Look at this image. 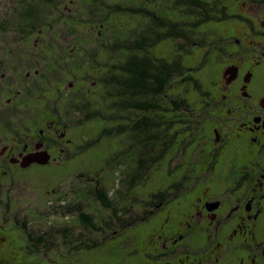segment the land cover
<instances>
[{"label": "flooded vegetation", "instance_id": "flooded-vegetation-1", "mask_svg": "<svg viewBox=\"0 0 264 264\" xmlns=\"http://www.w3.org/2000/svg\"><path fill=\"white\" fill-rule=\"evenodd\" d=\"M88 1L0 0V174L13 179L16 170L61 167L82 153L84 144L72 136L71 122L100 101L107 69L114 70L112 102L130 101L116 82L134 51L117 48L113 21L80 15L85 16L81 2ZM232 1L228 17L210 22L217 27L211 25L204 41L193 43L201 58L188 68L194 70L199 98L190 104L189 118L179 123L173 99L174 108H168L177 109L175 132L163 128L156 136L154 157L162 159L151 169L188 149L192 165L168 166L167 188L155 192L136 215L130 212L125 232L144 228L146 246L144 258L133 264H264V0ZM142 2L147 35L152 17L161 23L167 12H176L171 6L166 11L164 0ZM165 32L159 27L147 51L155 57L158 48H171L170 61H179L181 40H158ZM111 58L110 65L103 64ZM179 84L174 88L180 97ZM161 111L157 118L163 124ZM128 117L132 126L147 121L145 113L137 122L134 111ZM112 138L125 146L134 167L148 165V133L130 129ZM121 235L122 240L117 234L104 239L121 243L127 237ZM128 237L133 244L141 238L132 232Z\"/></svg>", "mask_w": 264, "mask_h": 264}, {"label": "rangeland", "instance_id": "rangeland-1", "mask_svg": "<svg viewBox=\"0 0 264 264\" xmlns=\"http://www.w3.org/2000/svg\"><path fill=\"white\" fill-rule=\"evenodd\" d=\"M102 1H105L104 7L99 1L89 0L86 4L81 2L85 16L82 13L80 15L88 17L89 14L93 15L94 8L101 7L103 12L109 14L108 10L111 6L124 0ZM228 5H232L230 8L234 9L232 0L228 1ZM167 9L166 7L165 10ZM168 16L176 18L174 13H169ZM94 18L96 22L101 23L113 21L112 26L115 27L113 31L117 36L125 32L127 27L137 25L136 20L118 14L108 18L100 15ZM144 22L140 24L142 27L147 23L145 20ZM211 25L217 27L210 23L204 25L199 32L210 30ZM97 30L98 28L95 27L93 32ZM142 30L144 28L139 30L133 39ZM204 33L205 35L194 36L188 44V51H193L189 54L192 55L182 53L185 67L196 64V59L200 57L201 50L193 43L195 40L204 41L207 36L206 32ZM82 41H86V38ZM155 52L157 54L154 53V56L157 58L165 54L163 56L170 60L169 56H172L171 48L160 47ZM175 57L173 55L172 60ZM111 60L112 58L102 62L104 65L106 62L110 65ZM56 67L57 64L54 62L51 69L55 70ZM204 75L205 73H201V79ZM178 82L174 80L168 86L171 96L174 97H165L168 103H164L161 99L162 106L167 107L170 101L180 98L179 94H175L174 89ZM207 82L208 80L205 79L203 85L206 86ZM191 93L188 96L189 104H193L199 98L194 90ZM182 113H185L184 119H186L189 118L191 111L185 110ZM82 117L77 116L72 120V125L76 127L72 136L85 147L87 142L98 138L100 130L97 127H102L105 123L93 121L82 124L80 123ZM181 129H184V126ZM171 131L173 134L174 128ZM113 140L116 139L102 138L97 144L84 149L74 160L61 167L16 170L13 179L0 174V264H133L144 258L146 247L142 239L144 228L139 227V230L130 228L125 232L127 226L124 225L131 211L136 215L139 209L144 208L149 200L153 199L152 195L155 192L167 188L168 166L172 168L185 163L187 166L192 165L187 157L190 150L188 149L186 155H181L170 162L166 160L161 166L153 167L131 188L129 176L136 173L137 169L127 161L128 152L125 146H119L117 141L113 142ZM116 152L119 157H116ZM153 156H157L156 153ZM169 158L168 155L167 159ZM99 188L109 194L114 207L122 213L119 219L115 216L116 212L107 209L98 199L96 189ZM81 212L93 216L96 231L92 227L89 229L81 220ZM101 229L105 231L103 235ZM131 232L141 236L134 244L128 237V233ZM115 234L118 236L117 240H122L121 234L124 236L126 234L127 237L121 243L115 239L102 241L104 236L113 237ZM41 236L45 237L46 244H39L33 239ZM96 243L98 244L95 248L87 249V246H94ZM34 245H38L36 250L33 249ZM79 245L82 247L78 248Z\"/></svg>", "mask_w": 264, "mask_h": 264}, {"label": "trees", "instance_id": "trees-1", "mask_svg": "<svg viewBox=\"0 0 264 264\" xmlns=\"http://www.w3.org/2000/svg\"><path fill=\"white\" fill-rule=\"evenodd\" d=\"M92 1L102 2L104 7L105 1ZM228 1L229 0H164V4H167V8L171 6V11H176L171 13L176 14L178 19L169 17V12L166 13V18L161 23L156 20V17H152L154 18L153 25L150 27V30L148 29L151 33L150 35H147L148 31L146 32V25H143V27L140 25L143 24L146 16L142 0H137L136 3L130 6L128 1L124 0L119 4L111 6L108 10L109 14L102 11L103 7L94 8L92 10L93 15L89 14V16L86 17V19H92L95 21L96 18L94 17L98 15L108 18L111 15L114 16L118 14L130 17L131 20H136L137 22L136 26L127 27L125 32L118 34L117 36L118 49H132L134 51L132 62H130L128 58L121 64V67L118 70V80L116 82L119 87L120 94H123L124 97L126 95L130 97V101H123L120 103L112 102V96L114 95L112 87L114 82L110 79V75H112L114 70L107 69L104 76H107V78L102 82V98L99 99V102L87 105L86 108L84 107L82 110L83 113L86 111V114H84L80 120V123L82 124L93 121L105 123L104 126L99 128L97 127V129L100 130V132L98 131V138L87 142L84 149L94 146L104 137L112 138L113 136L125 135L127 130L130 129L148 133L149 153L151 157L147 166H141L138 168L135 167L137 172L129 176L130 179L128 181L130 182L131 188H133L134 184L138 180L143 178L144 174H147L148 171L151 170L149 166L159 163V160L162 159V156L157 158L152 155L156 153V151H154L156 150L154 145L158 143V138H156V136L163 128L166 132H168L169 130L175 128L178 123V121H175L178 118L177 113L176 118L174 119V112H177V109L171 110L168 108H174L173 104L170 103L167 107L163 106L162 111L160 108L161 99L164 103H168L165 97H174L171 96L168 90V86L172 80H180L179 87L181 89V95L179 99L175 100L179 104L178 113L182 119L179 123H184L183 117L185 113L182 112L185 110L186 112L191 111L188 96L191 95V91L195 90V85L193 83H195L194 78H196V76L194 75L193 69L184 66L182 62V53L188 54V44L191 43L194 36L196 37L197 35L203 34L199 31L204 25L212 21L223 20L228 17ZM99 11L102 13L98 14L97 12ZM151 15L153 16L152 12ZM159 27H163L166 34L160 36L158 40L166 39L171 36L181 40L179 61H170L166 59V57L155 58L150 55L149 51H147V46L154 45L152 41L153 34H157ZM142 28H144V30H142L140 34L134 38V41H132L134 35ZM195 42L198 43V40H195ZM176 102L174 103L177 104ZM130 111H134V122H137L138 114L145 113L147 120L145 124L132 126V119L128 117ZM160 111L162 113L165 112L166 114L163 124H161V120L157 118ZM167 150L168 148L166 146L163 154H165ZM96 190L97 197L102 205L107 209H111L116 212L115 216L116 218H119L122 213L118 212L114 207V203L110 199L109 194L101 188ZM80 218L89 229L93 228L96 231L93 216L81 212ZM103 231L104 230L101 229V232ZM33 239L39 244H46V239L43 236L38 238L33 237ZM102 241H105V239ZM97 244L98 243L90 247L87 246V249L95 248ZM80 245L78 248L82 247ZM37 246L38 245H34L33 249L36 250ZM34 253L35 252L33 251V254Z\"/></svg>", "mask_w": 264, "mask_h": 264}, {"label": "water", "instance_id": "water-1", "mask_svg": "<svg viewBox=\"0 0 264 264\" xmlns=\"http://www.w3.org/2000/svg\"><path fill=\"white\" fill-rule=\"evenodd\" d=\"M47 160L46 161H43L42 163H47L48 162V158H46Z\"/></svg>", "mask_w": 264, "mask_h": 264}]
</instances>
